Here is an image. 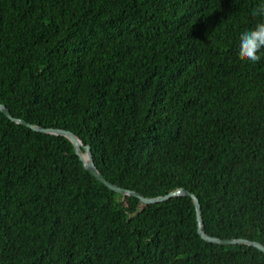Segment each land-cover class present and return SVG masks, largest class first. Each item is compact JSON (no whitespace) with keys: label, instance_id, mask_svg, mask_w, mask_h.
<instances>
[{"label":"trees","instance_id":"trees-1","mask_svg":"<svg viewBox=\"0 0 264 264\" xmlns=\"http://www.w3.org/2000/svg\"><path fill=\"white\" fill-rule=\"evenodd\" d=\"M260 0H0V103L73 131L111 182L187 188L205 231L264 244V51L237 56ZM0 264H264L209 242L189 196L108 188L63 135L0 110Z\"/></svg>","mask_w":264,"mask_h":264},{"label":"water","instance_id":"water-1","mask_svg":"<svg viewBox=\"0 0 264 264\" xmlns=\"http://www.w3.org/2000/svg\"><path fill=\"white\" fill-rule=\"evenodd\" d=\"M0 110L6 116H8L10 119H12L13 121L17 123L29 126L33 128L34 130H37L40 132L54 134V135H63L67 137L68 139H70V141L75 146L77 154L83 160L86 169L90 171L92 175H94L100 182L105 184L108 188L121 193L124 197L126 196L136 197L142 202H144L145 204H153V203H158V202H164V201L170 200L171 198L178 197V196H189L192 198L194 205H195V209L197 213V221H198V231L203 239L209 242L219 243V244H224V245L246 244L249 246H254L258 248L259 250H261L262 252H264V244L259 241L250 240L246 238L227 239V238H220V237L209 235L205 231V228H204L205 226H204V219L202 215V207H201L200 199L198 198L196 194L191 192L189 189L178 188L165 195L147 197L136 190L123 188L120 185H117L111 182L103 175V173L98 169L97 165L95 164L91 145L85 144L82 141V139L79 136H77L73 131L67 130L64 128H58V127H43L40 125L30 123L23 118L14 117L13 114L10 112L9 108L3 103H0Z\"/></svg>","mask_w":264,"mask_h":264},{"label":"clouds","instance_id":"clouds-1","mask_svg":"<svg viewBox=\"0 0 264 264\" xmlns=\"http://www.w3.org/2000/svg\"><path fill=\"white\" fill-rule=\"evenodd\" d=\"M251 15L257 22L240 34L237 56L241 61L255 64L260 62L264 51V0L252 9Z\"/></svg>","mask_w":264,"mask_h":264}]
</instances>
